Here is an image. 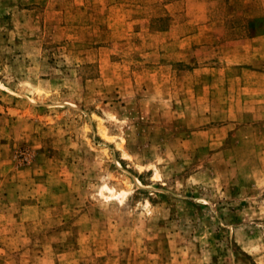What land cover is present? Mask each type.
<instances>
[{"label":"rangeland","instance_id":"1","mask_svg":"<svg viewBox=\"0 0 264 264\" xmlns=\"http://www.w3.org/2000/svg\"><path fill=\"white\" fill-rule=\"evenodd\" d=\"M0 264H264V0H0Z\"/></svg>","mask_w":264,"mask_h":264},{"label":"crops","instance_id":"2","mask_svg":"<svg viewBox=\"0 0 264 264\" xmlns=\"http://www.w3.org/2000/svg\"><path fill=\"white\" fill-rule=\"evenodd\" d=\"M254 41H255V40H254ZM256 58H257L256 55H252V57L250 56V57L247 58V60L244 59L242 62H239V63H242L243 65H244V64H252V63L255 62ZM254 72L256 73L255 70L252 71V73H254Z\"/></svg>","mask_w":264,"mask_h":264}]
</instances>
